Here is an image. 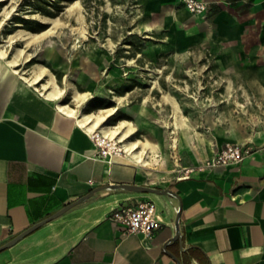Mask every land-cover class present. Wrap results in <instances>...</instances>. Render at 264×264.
Returning <instances> with one entry per match:
<instances>
[{
  "label": "crops",
  "instance_id": "obj_1",
  "mask_svg": "<svg viewBox=\"0 0 264 264\" xmlns=\"http://www.w3.org/2000/svg\"><path fill=\"white\" fill-rule=\"evenodd\" d=\"M204 1L209 29L222 46L218 65L239 67L222 80L261 84L264 93V0ZM21 61L15 66L0 54V246L94 193L0 251V264H264V137L250 141L261 148L241 162L156 178L148 168L163 159L159 142L149 139V165L125 153L101 156L97 137L41 91L43 81L23 78ZM183 123L175 108L165 124L193 130ZM181 134L179 143L193 142ZM113 183L174 194L100 189ZM144 200L156 203L162 220L151 239L109 218L115 207ZM179 209L180 239L172 241Z\"/></svg>",
  "mask_w": 264,
  "mask_h": 264
},
{
  "label": "rangeland",
  "instance_id": "obj_2",
  "mask_svg": "<svg viewBox=\"0 0 264 264\" xmlns=\"http://www.w3.org/2000/svg\"><path fill=\"white\" fill-rule=\"evenodd\" d=\"M50 26L56 32L41 41L16 43L32 56L21 61V72L30 76L40 62L62 87L69 78L75 89L94 94L86 110L119 106L111 124L120 118L136 124L141 117L134 138L161 144L163 159L148 168L152 176H184L211 163L228 144L257 146L250 141L264 137L261 84L222 80L239 67L218 65L220 42L207 17L191 12L185 0H0L1 43L18 28L38 32ZM73 91L64 102L76 106ZM175 108L193 130L166 126ZM180 134L193 142L177 138L174 145Z\"/></svg>",
  "mask_w": 264,
  "mask_h": 264
},
{
  "label": "bare ground",
  "instance_id": "obj_3",
  "mask_svg": "<svg viewBox=\"0 0 264 264\" xmlns=\"http://www.w3.org/2000/svg\"><path fill=\"white\" fill-rule=\"evenodd\" d=\"M77 3L79 2L76 1L71 3L68 7L70 11L75 10L76 5H78ZM7 10L8 4L3 11ZM8 16H10V12H8ZM45 19L46 21L56 25L59 23L57 18L45 17ZM54 32H56V30L51 26L41 32H32L24 28H18L15 32L9 34V37L5 40V42H0V54L3 57L8 58L12 65H19L22 59L31 60L32 56L31 53L24 47L16 46L18 40H25L26 44L29 45L31 43L41 41L45 36L53 34ZM25 73L26 72L24 71L22 72L23 78L31 81L32 83H41L43 81L40 88L41 91L46 96L57 99L61 109L77 116L81 125H83L91 133L92 137L96 136L95 133L97 132L99 133L101 140H111L112 145H114L117 150V153L113 155H122V153H125L130 155L137 162H142L145 165L150 164L149 157L150 150L153 149L152 142L148 138H134V135L138 131L136 124L132 120L126 118L120 119L116 124L109 123L110 118L118 112L119 106L106 108L100 107L96 110H86V104L90 101L89 99L94 97L93 93L89 91L81 92L75 89L74 85L69 83V78H67L66 81L67 85L62 87L57 81L55 74L49 71V69L40 62H35L33 64V68L31 70L32 77L26 75L27 73ZM71 89L74 90L73 97L76 106H73L70 103L61 102L62 99H65L67 92ZM175 139L177 144L178 140L177 138Z\"/></svg>",
  "mask_w": 264,
  "mask_h": 264
},
{
  "label": "built area",
  "instance_id": "obj_4",
  "mask_svg": "<svg viewBox=\"0 0 264 264\" xmlns=\"http://www.w3.org/2000/svg\"><path fill=\"white\" fill-rule=\"evenodd\" d=\"M185 2L188 9L197 15H203L208 10V3L204 0H185ZM95 134L101 149V156L117 153L116 147L112 145L111 140H101L99 133L96 132ZM260 148L249 143L228 144L219 151L211 163L219 165L238 163ZM109 218L126 232L140 233L147 239L153 238L162 226L158 208L152 200H144L136 204L119 205L110 212Z\"/></svg>",
  "mask_w": 264,
  "mask_h": 264
},
{
  "label": "water",
  "instance_id": "obj_5",
  "mask_svg": "<svg viewBox=\"0 0 264 264\" xmlns=\"http://www.w3.org/2000/svg\"><path fill=\"white\" fill-rule=\"evenodd\" d=\"M100 189H111V190L126 189V190H134V191H141V192H154V193H159V194H166V195H169V196L174 194L173 191L171 189H169V188H160V187H154V186H149V185L130 184V183H113V184H109V185L103 186ZM93 193H94V191L88 193L87 195L81 197L77 201L66 205L64 208H62L61 210L57 211L56 213H54L50 217H48L46 219H43V220L31 225L25 231L19 233L14 238H12L8 242H6L3 245H1L0 246V251L13 246L18 241H20L22 238L26 237L27 235L31 234L35 230L39 229L45 223H47V222L59 217L60 215L65 213L68 209L73 207L74 205L79 204V203L87 200ZM180 218H181V209L178 210V217H177V222H176L177 234L173 237L172 241L180 239V226H179Z\"/></svg>",
  "mask_w": 264,
  "mask_h": 264
},
{
  "label": "trees",
  "instance_id": "obj_6",
  "mask_svg": "<svg viewBox=\"0 0 264 264\" xmlns=\"http://www.w3.org/2000/svg\"><path fill=\"white\" fill-rule=\"evenodd\" d=\"M43 30H45V29H42V30H40V31H38V32H41V31H43Z\"/></svg>",
  "mask_w": 264,
  "mask_h": 264
}]
</instances>
